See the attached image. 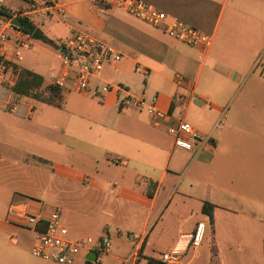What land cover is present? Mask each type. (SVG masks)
Segmentation results:
<instances>
[{"label": "crops", "instance_id": "0c3cea01", "mask_svg": "<svg viewBox=\"0 0 264 264\" xmlns=\"http://www.w3.org/2000/svg\"><path fill=\"white\" fill-rule=\"evenodd\" d=\"M143 1L210 35L211 46H187L92 0H1L8 14L27 11L54 43L80 31L114 45L122 61L106 64L95 83L121 85L137 98L158 95L163 117L156 127L144 111L120 108L121 92L98 98L74 91L71 108L16 96L20 69L47 86L59 60L53 47L0 20L7 36L0 56L10 65L0 81V264H56L30 254L33 232L8 214L9 205L42 217L60 207L70 238L94 231L110 247L131 235L127 259L107 255L115 264L154 260L144 243L150 236L168 237L166 251L182 249L179 264H264V0ZM43 19L58 24L49 37ZM35 48L52 60L42 62ZM136 64L149 70L146 81ZM176 94L190 96L187 107L172 105ZM177 119L210 138L202 151L173 146L164 128ZM137 176L157 182L152 198L134 189ZM198 223L203 238L192 248L188 236Z\"/></svg>", "mask_w": 264, "mask_h": 264}, {"label": "built area", "instance_id": "2783aa9c", "mask_svg": "<svg viewBox=\"0 0 264 264\" xmlns=\"http://www.w3.org/2000/svg\"><path fill=\"white\" fill-rule=\"evenodd\" d=\"M92 2L96 7L108 12L123 11L153 28L160 29L171 39L187 46L200 47L203 50L211 46L212 38L210 35L183 22L169 20L164 12L143 0H92ZM12 19L28 20V12L14 10L9 14L6 21L7 29L19 31L18 28L10 24ZM6 40L7 36L0 31V45ZM20 47L27 48V45L22 41ZM54 49L59 60V71L52 78V85L59 88L70 87L77 93L98 98L111 90L121 92L123 95L118 99L120 108L131 107L138 111H144L151 118L154 126L160 125L159 119L163 117V114L158 110V95L154 94L149 98H137L129 95L121 85L95 83L96 80L100 79L106 64H117L122 60L121 53L113 46L86 33L73 31L68 36L57 40ZM9 70L10 65L0 56V81ZM136 70L144 81L148 79L149 70L145 66L136 64ZM175 79L177 82L183 80L179 74L175 75ZM171 102L172 105L187 107L191 98L176 94ZM164 129L171 136L173 146L184 151H202L203 146L210 141L209 137L199 135L183 119L173 121ZM8 214L17 219H23L25 226L32 230L33 242L29 252L35 258L56 264H73L79 253H88L93 248L90 239L86 237H69L68 229L61 221L58 208L42 217L27 214L23 208L17 205H9ZM203 230V223L196 224L193 233L188 236L187 245L198 248L203 238ZM103 243L107 249L108 241L104 240ZM181 251L182 249L179 247H173L171 250L162 253L158 259L159 264H179ZM132 257L128 260H131Z\"/></svg>", "mask_w": 264, "mask_h": 264}, {"label": "trees", "instance_id": "16d2710c", "mask_svg": "<svg viewBox=\"0 0 264 264\" xmlns=\"http://www.w3.org/2000/svg\"><path fill=\"white\" fill-rule=\"evenodd\" d=\"M9 14L6 8L0 7V20H7ZM20 26L18 30L24 34L31 36L36 29L32 22L19 19ZM42 42L55 48V43L45 37L42 38ZM12 92L18 97H27L33 99L37 102L44 103L47 105H52L60 107L62 105V94L61 88L56 87L52 84L44 86V80L41 76L34 74L28 70L20 69L17 72V79L15 84L12 86ZM157 188V182L144 176H137L134 181V189L139 191L141 194L148 198H152L155 194ZM203 212L206 214H211L212 205L209 203H204ZM147 264H159L153 259H149Z\"/></svg>", "mask_w": 264, "mask_h": 264}, {"label": "rangeland", "instance_id": "374dc122", "mask_svg": "<svg viewBox=\"0 0 264 264\" xmlns=\"http://www.w3.org/2000/svg\"><path fill=\"white\" fill-rule=\"evenodd\" d=\"M56 17L60 18L57 15H56ZM42 24L43 25H39L40 29H42L43 35L47 36V37L50 36L49 32H48L49 27L55 28L58 25L57 22L53 19H51V20L43 19ZM80 30H82V29H80ZM34 43L36 45H39V42L35 41ZM112 46H114V45H112ZM34 51L38 54L37 58H40V60L42 62L44 61V62L49 63L52 60V58L49 55L45 54L44 52H42L36 48L34 49ZM111 91L114 92V90H111ZM73 93H74V90L70 87L64 88L61 91V94L63 95L62 100H63V103H64L66 108L73 107V100L75 99L74 98L75 96H73L74 95ZM80 94H82V93H80ZM58 209L60 211V217H61L63 212L61 211L60 207H58ZM74 236H75L74 238L86 237V238L90 239L92 246H93V248L90 252L93 251L94 247H97V249L95 250V253H96V257L99 258V260L101 261V264H115L114 260H111V259L108 260L107 255L117 254L118 256L124 257L129 252L130 248H132V246H134V242H135L133 237L131 235H129L128 238H126V239H128V241L121 239V240H117L114 242H110L111 246L109 247V245H110L109 244L107 249H106V247L104 246V243H103L104 239H101V240L96 239V237L94 235V231L76 233ZM168 239H169L168 237L153 238L152 236H150L144 242L146 245V253L150 254V256L152 258H155L154 260H158L161 256V254L164 251H166V249L164 247H165V245L168 244V243H166ZM150 248H152L153 251H150L151 250ZM127 258H128V256L124 257V259H127ZM84 259H85L84 261L81 260L82 264H99V263H96V260L94 262H90V261H87L86 258H84ZM121 264H123V263H121ZM139 264H144L143 258H141Z\"/></svg>", "mask_w": 264, "mask_h": 264}, {"label": "water", "instance_id": "95a60500", "mask_svg": "<svg viewBox=\"0 0 264 264\" xmlns=\"http://www.w3.org/2000/svg\"><path fill=\"white\" fill-rule=\"evenodd\" d=\"M10 24L16 28H18L20 26V20L19 19H12L10 21ZM31 38L33 40H36V41H41L42 40V34L40 32V30L38 28H36L33 32V34L31 35ZM97 249V247H94L93 251L90 252L87 257H86V260L87 261H90V262H94L96 260V253H95V250Z\"/></svg>", "mask_w": 264, "mask_h": 264}]
</instances>
